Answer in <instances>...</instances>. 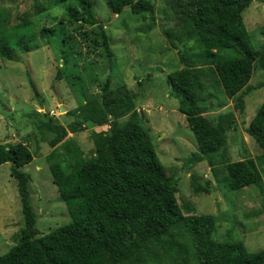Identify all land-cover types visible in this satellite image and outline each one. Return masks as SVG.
I'll list each match as a JSON object with an SVG mask.
<instances>
[{
    "label": "trees",
    "instance_id": "16d2710c",
    "mask_svg": "<svg viewBox=\"0 0 264 264\" xmlns=\"http://www.w3.org/2000/svg\"><path fill=\"white\" fill-rule=\"evenodd\" d=\"M115 14L130 7L134 14L149 13L155 25L153 0H106ZM254 0H168L192 38L198 43L208 65L195 69L183 67L169 73L170 96L179 100V111L193 131L199 150L187 159L193 167L207 155L216 154L225 144V129L213 126L205 115L208 107L203 78L217 80L229 98L237 94L236 107L245 110V96L255 64L264 65V45L257 48L244 13ZM66 22L45 26L41 38H60L63 65L56 78H66L71 87L82 79L79 72L65 70L81 52L73 48L77 35L89 52L112 60L111 37L95 13L91 0H53L57 6L67 3ZM39 12L47 7L37 4ZM5 11L0 8V56L18 61V50L38 48L33 22L28 14L14 29L6 30ZM77 33H68L65 26ZM88 27V28H86ZM35 94L39 90L30 80ZM142 84V80H139ZM264 87V80L257 84ZM75 119L67 126L56 117L44 118L31 113L41 131L54 136L48 155L53 182L67 204L71 222L43 234L37 227V213L30 192L31 176L22 168L31 163L34 153L28 144L0 142V166L11 162V175L17 180L25 226L18 242L0 255V264H146L149 251L162 248L176 264H264V250L251 252L244 242L215 239L216 219L211 214L188 212L179 202V177L168 174L149 129L137 109V95L126 84L114 87L108 76L100 96L92 97L68 111ZM94 131L95 153L84 150L68 133ZM263 153L258 159L243 158L212 168L216 182L231 191L258 186L264 195V102L247 129ZM61 144L62 151H57ZM264 209V207H263Z\"/></svg>",
    "mask_w": 264,
    "mask_h": 264
},
{
    "label": "rangeland",
    "instance_id": "374dc122",
    "mask_svg": "<svg viewBox=\"0 0 264 264\" xmlns=\"http://www.w3.org/2000/svg\"><path fill=\"white\" fill-rule=\"evenodd\" d=\"M53 0H0L5 11V29L12 30L26 14L33 22V32L38 48L29 52L18 50V61L0 56V142L28 144L34 153L31 163L22 169L30 174L32 204L37 213V227L46 234L71 222L67 204L60 198L57 185L49 168L48 155L54 150L50 139L54 136L41 131L37 118L31 113L41 112L44 118L56 117L67 126L75 117L68 111L86 100L100 96L101 85L110 76L114 87L126 84L137 95V109L143 124L149 129L156 151L167 168L168 174L179 177V202L189 206L188 212L211 214L216 219L215 239H235L245 243L251 252L264 250V195L258 186H247L231 191L219 185L212 173L214 166H223L243 158L258 159L263 150L247 129L252 118L264 102V87L257 84L264 80V65L255 64L250 79L253 86L245 96V110L236 107L237 94L225 95L220 83L203 78L208 107L205 112L210 123L225 129L226 144L216 153L190 167L186 159L199 150L193 131L179 111V100L170 96L167 82L170 72L183 67L199 69L208 65L198 43L190 35L184 22L177 17L168 0L156 3L155 25L149 13L134 14L126 7L115 14L106 0H91L98 20L107 28L111 37L114 58L109 60L100 51L89 52L80 36L73 48L80 51L76 63L70 62L67 72H79L82 79L71 87L66 78H56L63 65L60 38L43 39L39 31L45 26H56L66 19L68 3L53 5ZM47 7L39 12L37 4ZM251 33L252 43L264 45V0H254L244 13ZM66 22V20H64ZM88 28V27H86ZM68 33H77L74 27L65 26ZM39 90L37 96L30 80ZM142 80V84H139ZM62 99L67 111L62 112L58 103ZM108 125L89 127L72 133L84 150L86 157L95 153L92 133L107 130ZM62 151V146H57ZM11 162L0 166V255L15 245L20 230L25 226L17 180L11 175ZM264 185V168L260 165ZM146 264H176L160 247L153 245Z\"/></svg>",
    "mask_w": 264,
    "mask_h": 264
},
{
    "label": "water",
    "instance_id": "95a60500",
    "mask_svg": "<svg viewBox=\"0 0 264 264\" xmlns=\"http://www.w3.org/2000/svg\"><path fill=\"white\" fill-rule=\"evenodd\" d=\"M58 103L60 104V109H61V111H62V112H66L67 109H66V107L63 105V103H62V99L60 98V96H58Z\"/></svg>",
    "mask_w": 264,
    "mask_h": 264
}]
</instances>
